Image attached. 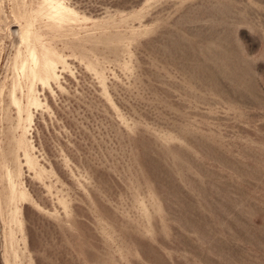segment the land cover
Here are the masks:
<instances>
[{
  "label": "rangeland",
  "instance_id": "1",
  "mask_svg": "<svg viewBox=\"0 0 264 264\" xmlns=\"http://www.w3.org/2000/svg\"><path fill=\"white\" fill-rule=\"evenodd\" d=\"M56 1L21 89L0 0V264H264V0Z\"/></svg>",
  "mask_w": 264,
  "mask_h": 264
},
{
  "label": "bare ground",
  "instance_id": "2",
  "mask_svg": "<svg viewBox=\"0 0 264 264\" xmlns=\"http://www.w3.org/2000/svg\"><path fill=\"white\" fill-rule=\"evenodd\" d=\"M44 2L46 3L45 11L41 14V16L38 15L39 17H37L35 19L30 18L28 21V25H26V26H23L21 23L19 24L17 22L19 34L21 35L20 39H21L22 44H23V45L21 44V46H25L24 49L26 50V58H23L24 54H23L22 50L19 53H17V54H19L18 58H19L20 62L18 61V65L20 67L18 68V70L15 69V70H17L16 71L17 75L14 78V82H15V86L19 87L21 89L23 86L24 87L30 86V85H28V83L33 84L32 82L37 80L36 78L38 76L39 70L43 71L46 74L50 73L51 68L53 67L51 57L57 52L55 49H52L53 42H55L54 38L56 37V33H55L56 29L59 31V33H62L61 30L65 28L66 24H68V23L70 24V23H73L75 21L77 22L78 17H76L74 12H72L66 4H62L60 1H56V0L55 1L44 0ZM42 9H44V6ZM79 21H80V19H79ZM81 23H82V20H81ZM79 24H77V25H79ZM73 28H72V30H73ZM72 34H73V32H72ZM80 37H81V35H80ZM51 38H52V40H50ZM18 48H20V47L18 46ZM47 76H49V75H47ZM44 78H46L45 74H44ZM46 80H47V78H46ZM40 81H43V80H40ZM40 81L38 83H40ZM34 83L37 84V82H34ZM16 89H15V91H16ZM12 91H13V89H12ZM28 92H30V91H28ZM11 95H13V94H11ZM21 96H23V94ZM14 98H16V97L14 96ZM20 99H22V98H20ZM28 104H29V102H28ZM39 104L40 103H38V105Z\"/></svg>",
  "mask_w": 264,
  "mask_h": 264
}]
</instances>
